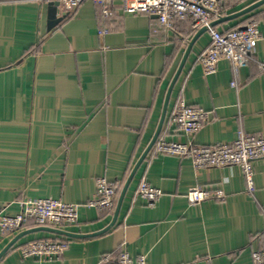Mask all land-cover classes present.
<instances>
[{"label":"crops","instance_id":"crops-1","mask_svg":"<svg viewBox=\"0 0 264 264\" xmlns=\"http://www.w3.org/2000/svg\"><path fill=\"white\" fill-rule=\"evenodd\" d=\"M258 1L226 0L222 16ZM47 4L0 0V211L16 214L26 199L76 204L77 225L50 228L90 235L107 227L114 211L86 205L96 179L114 183L120 193L155 132L167 88L197 30L191 18L168 29L154 16L123 13L119 2L104 16L91 1L49 30ZM250 18L261 39L238 70L221 60L214 74L205 75L199 60L209 35L193 43L158 140L187 142L170 123L180 102L208 113L195 145H228L239 130L264 136V4L215 28L229 31ZM142 180L162 191L153 207L137 194ZM193 187L219 189L224 199L192 204L186 194ZM37 227L43 226L30 222L18 233ZM13 237L0 232V252ZM60 238L69 245L59 259L20 255L30 241ZM263 245L264 160L254 162L249 190L237 167L195 171L188 158L150 151L110 230L84 238L31 233L0 264H98L122 249L147 264H254L252 253Z\"/></svg>","mask_w":264,"mask_h":264},{"label":"built area","instance_id":"built-area-1","mask_svg":"<svg viewBox=\"0 0 264 264\" xmlns=\"http://www.w3.org/2000/svg\"><path fill=\"white\" fill-rule=\"evenodd\" d=\"M57 2V14H72L85 1H91L103 7L104 16L111 15L114 2H119L123 13L147 14L155 16L158 22L170 29L177 20L191 18L193 28H206L210 44L199 62L205 75L214 74L218 63L227 60L233 69L238 70L248 64L257 42L261 39L258 23L251 21L242 27L221 32L210 23L220 17L226 0H42ZM209 120L208 113L194 105L180 102L174 110L170 123L173 134H182L187 142L173 139H159L155 143L154 153L175 158H188L195 171L213 168L237 167L241 170L248 189H253V164L264 160V136L237 131L235 139L228 145L198 146L192 142L193 136ZM117 186L100 177L95 182V193L86 205L99 211L112 212L117 199ZM138 196L148 207H153L162 196V191L142 180L137 189ZM187 200L202 203L208 199H224L221 190L210 192L201 187H193L186 194ZM16 214L0 211V232L5 236H15L28 223L43 227H72L78 223V205L55 199H26L20 203ZM66 239H44L30 241L20 247L23 259L53 261L59 259L68 250ZM254 264H264V245L253 251ZM98 264H147L143 257L133 260L125 249L116 258L103 255Z\"/></svg>","mask_w":264,"mask_h":264},{"label":"water","instance_id":"water-1","mask_svg":"<svg viewBox=\"0 0 264 264\" xmlns=\"http://www.w3.org/2000/svg\"><path fill=\"white\" fill-rule=\"evenodd\" d=\"M264 4V0H260L258 2L253 3L252 5L242 9L239 12L227 15V16H222L219 17L218 19L212 21L210 23V27H216L219 24H222L224 22H228L234 19H237L241 16H244L250 12H252L253 10H255L256 8L260 7L261 5ZM47 10H48V22H47V26L48 29H52L54 28L56 25H58L64 18L65 15H60L57 16V2H49L47 4ZM155 17V16H154ZM156 18V17H155ZM206 32V28L202 27L200 29L197 30V32L195 33V35L193 36V38L189 41L187 48L184 52V55L179 63V66L167 88L166 94H165V98H164V102H163V106H162V111H161V115L157 124V127L155 129V132L151 138V140L149 141L147 147L145 148V150L143 151L142 155L139 157V159L137 160V162L135 163L131 173L129 174L128 178L126 179L122 189L120 190V193L118 195L117 201H116V205L112 214V219L109 223V225L107 227H105L103 230L97 232V233H93L90 235H76V234H71L68 233L66 231H62L59 229H54V228H50V227H37V228H33V229H28L25 231H22L18 234H16L10 241L9 243L1 250L0 252V259L4 256V254L17 242L19 241L21 238L25 237L26 235H29L31 233H35V232H47V233H51V234H55V235H59V236H66V237H71V238H84V237H94L100 234H103L105 232H107L108 230H110L114 224L116 223V220L118 218L119 215V211L123 202V199L125 197V194L127 192V189L129 187V184L131 183L137 169L140 167V165L142 164V162L144 161L145 157L148 155V153L152 150L153 146L155 145V143L157 142L159 135L162 131L164 122H165V118H166V114H167V109H168V105H169V100H170V96L173 90V87L182 71V68L185 64V61L190 53V50L193 46V43L202 35Z\"/></svg>","mask_w":264,"mask_h":264},{"label":"trees","instance_id":"trees-1","mask_svg":"<svg viewBox=\"0 0 264 264\" xmlns=\"http://www.w3.org/2000/svg\"><path fill=\"white\" fill-rule=\"evenodd\" d=\"M225 7H226V5L224 4L223 5V7H222V9H221V11L219 12V15H220V17L223 15V11L225 10ZM252 19H254V18H250L249 20H247L248 22H251V21H253ZM191 21L193 22V20L191 19ZM206 52V51H205ZM160 138H162V137H160ZM154 147V146H153ZM152 152H154V149L152 148V150H151ZM119 193V189H118V192H117V194ZM116 205V204H115Z\"/></svg>","mask_w":264,"mask_h":264}]
</instances>
